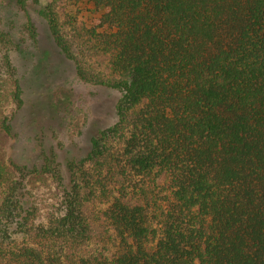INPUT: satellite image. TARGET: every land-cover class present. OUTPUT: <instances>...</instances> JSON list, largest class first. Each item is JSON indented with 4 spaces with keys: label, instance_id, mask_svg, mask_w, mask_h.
Here are the masks:
<instances>
[{
    "label": "trees",
    "instance_id": "16d2710c",
    "mask_svg": "<svg viewBox=\"0 0 264 264\" xmlns=\"http://www.w3.org/2000/svg\"><path fill=\"white\" fill-rule=\"evenodd\" d=\"M57 1L39 14L83 81L122 92L117 120L47 169L54 211L24 189L45 165L0 164V264H264V0H93L90 21ZM0 46L21 103L11 29Z\"/></svg>",
    "mask_w": 264,
    "mask_h": 264
},
{
    "label": "rangeland",
    "instance_id": "374dc122",
    "mask_svg": "<svg viewBox=\"0 0 264 264\" xmlns=\"http://www.w3.org/2000/svg\"><path fill=\"white\" fill-rule=\"evenodd\" d=\"M40 2L28 0V7L21 8L15 1L0 0V27L11 29L20 43L12 56L23 87L19 103L13 77L0 66V123L8 120L13 129L10 135L0 126V164L11 181L21 177L14 161L26 164L27 170L45 165L44 171L27 172L23 183L29 200L47 213L59 207L62 196V181L47 169L58 163L65 174L68 162L86 155L92 137L116 122L122 92L79 77L74 62L56 46L39 14ZM57 6L63 14L74 13L79 19L98 18L93 0H58ZM1 56L2 51L0 63ZM91 64L112 74L108 55L93 58ZM43 151L50 157L48 162Z\"/></svg>",
    "mask_w": 264,
    "mask_h": 264
}]
</instances>
